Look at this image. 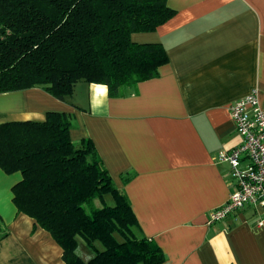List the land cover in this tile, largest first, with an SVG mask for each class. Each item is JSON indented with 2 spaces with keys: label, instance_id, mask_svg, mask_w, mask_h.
I'll return each mask as SVG.
<instances>
[{
  "label": "crops",
  "instance_id": "0c3cea01",
  "mask_svg": "<svg viewBox=\"0 0 264 264\" xmlns=\"http://www.w3.org/2000/svg\"><path fill=\"white\" fill-rule=\"evenodd\" d=\"M168 5L176 10L171 19L131 36L165 47L169 61L158 77L119 97L85 81L65 101L37 87L3 93L0 123L43 121L51 110L73 114L72 140L92 139L131 202L137 233L166 254L162 264H264V207L247 205L208 222L236 188L230 164L218 159L242 142L230 104L256 89L264 108V0ZM20 179L0 168V217L9 229L0 264H66L52 235L18 212L12 187ZM80 248L81 239L82 257Z\"/></svg>",
  "mask_w": 264,
  "mask_h": 264
},
{
  "label": "trees",
  "instance_id": "16d2710c",
  "mask_svg": "<svg viewBox=\"0 0 264 264\" xmlns=\"http://www.w3.org/2000/svg\"><path fill=\"white\" fill-rule=\"evenodd\" d=\"M175 14L168 0H0V94L37 87L65 101L80 81L106 85L111 97L137 91L169 56L162 43L131 36ZM73 122L51 110L43 121L0 123V168L21 174L12 187L18 212L52 235L66 264L164 263L160 245L137 233L131 202L92 139L72 140ZM8 235L0 217V241ZM79 239L94 251L88 260Z\"/></svg>",
  "mask_w": 264,
  "mask_h": 264
},
{
  "label": "built area",
  "instance_id": "2783aa9c",
  "mask_svg": "<svg viewBox=\"0 0 264 264\" xmlns=\"http://www.w3.org/2000/svg\"><path fill=\"white\" fill-rule=\"evenodd\" d=\"M229 108L242 142L230 151H220L218 159L230 164L236 188L226 203L209 212L210 224L247 205L264 207V108L258 91L237 99Z\"/></svg>",
  "mask_w": 264,
  "mask_h": 264
},
{
  "label": "rangeland",
  "instance_id": "374dc122",
  "mask_svg": "<svg viewBox=\"0 0 264 264\" xmlns=\"http://www.w3.org/2000/svg\"><path fill=\"white\" fill-rule=\"evenodd\" d=\"M107 200L108 201H113V199H112V197L110 196V195H107ZM95 203H96V205H99L98 203V199L95 201ZM112 202H110V204H111ZM81 243H82V247L83 248H80V251H79V253L82 255V257L83 258H88L87 256H88V254L89 253H92V251H91V248L85 243V241L84 240H82L81 239Z\"/></svg>",
  "mask_w": 264,
  "mask_h": 264
}]
</instances>
